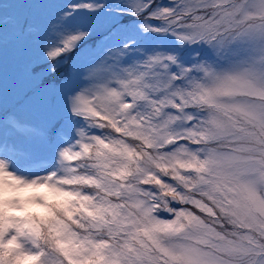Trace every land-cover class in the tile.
<instances>
[{
	"label": "snow or ice",
	"instance_id": "obj_1",
	"mask_svg": "<svg viewBox=\"0 0 264 264\" xmlns=\"http://www.w3.org/2000/svg\"><path fill=\"white\" fill-rule=\"evenodd\" d=\"M0 264H264V0H0Z\"/></svg>",
	"mask_w": 264,
	"mask_h": 264
}]
</instances>
